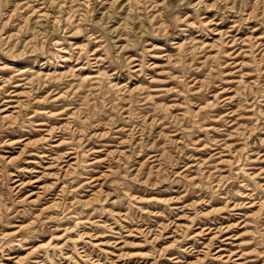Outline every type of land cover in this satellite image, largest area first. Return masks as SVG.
Returning a JSON list of instances; mask_svg holds the SVG:
<instances>
[{
	"label": "rangeland",
	"instance_id": "obj_1",
	"mask_svg": "<svg viewBox=\"0 0 264 264\" xmlns=\"http://www.w3.org/2000/svg\"><path fill=\"white\" fill-rule=\"evenodd\" d=\"M0 264H264V0H0Z\"/></svg>",
	"mask_w": 264,
	"mask_h": 264
}]
</instances>
